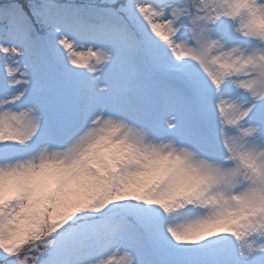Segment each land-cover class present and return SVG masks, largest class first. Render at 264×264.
<instances>
[{
    "label": "snow or ice",
    "instance_id": "6c2138e0",
    "mask_svg": "<svg viewBox=\"0 0 264 264\" xmlns=\"http://www.w3.org/2000/svg\"><path fill=\"white\" fill-rule=\"evenodd\" d=\"M0 264H264V0H0Z\"/></svg>",
    "mask_w": 264,
    "mask_h": 264
}]
</instances>
